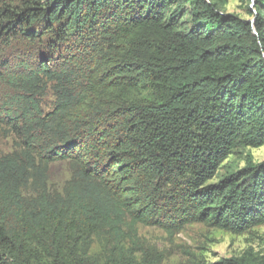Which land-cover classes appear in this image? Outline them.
Instances as JSON below:
<instances>
[{
	"label": "trees",
	"instance_id": "1",
	"mask_svg": "<svg viewBox=\"0 0 264 264\" xmlns=\"http://www.w3.org/2000/svg\"><path fill=\"white\" fill-rule=\"evenodd\" d=\"M249 9L0 0V135L14 142L0 153V264H89L94 240L105 264H156L123 245L141 224L264 226V161L210 182L235 148L264 145V0ZM193 264H264V250Z\"/></svg>",
	"mask_w": 264,
	"mask_h": 264
},
{
	"label": "rangeland",
	"instance_id": "2",
	"mask_svg": "<svg viewBox=\"0 0 264 264\" xmlns=\"http://www.w3.org/2000/svg\"><path fill=\"white\" fill-rule=\"evenodd\" d=\"M223 13H231L241 18L249 19L251 0H213ZM188 8L190 4L187 5ZM187 14L183 21H189ZM27 47V46H26ZM19 51V50H18ZM23 56H28L23 51ZM3 87L0 85V91ZM53 97L49 95L45 103L50 105ZM14 147L11 138L0 135V153H5ZM254 161H264V145L258 148L237 147L223 162L217 177L211 183L219 181L225 175L244 167L247 158ZM70 171L66 163H55L51 168L52 184L62 187L69 178ZM124 247L136 253L139 262L147 259L156 264H193L211 263L223 258L241 255L246 249L264 250V226H257L242 233L213 227L203 222L187 224L182 230L170 235L157 225L141 224L132 240L124 242ZM107 250L98 240H94L87 255L89 264H105Z\"/></svg>",
	"mask_w": 264,
	"mask_h": 264
}]
</instances>
